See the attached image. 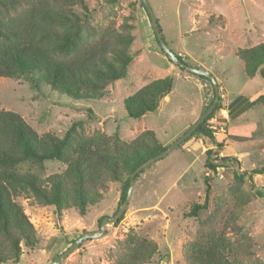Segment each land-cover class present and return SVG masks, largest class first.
I'll use <instances>...</instances> for the list:
<instances>
[{
	"label": "rangeland",
	"instance_id": "374dc122",
	"mask_svg": "<svg viewBox=\"0 0 264 264\" xmlns=\"http://www.w3.org/2000/svg\"><path fill=\"white\" fill-rule=\"evenodd\" d=\"M83 2L86 7L83 4L71 7L82 23L81 45L96 42L111 31L131 36L128 49L133 60L126 76L103 89L82 88L81 94H86L82 98L67 96L47 80L40 79L39 87H35L31 80L0 77L1 107L20 113L40 134L52 132L63 136L74 121L82 120L86 134L97 130L110 135L118 132L122 139L131 141L151 129L169 146L213 102L212 81L170 61L142 0ZM149 2L167 45L182 55L187 64L210 71L220 84L222 108L210 120L209 127L222 147L195 135L143 168L144 172L134 182L127 207L117 221L108 220L104 228L103 219L113 218L124 204L121 181L109 182L100 201L89 205L85 215L70 208L59 217L53 205L19 197L36 228L39 243L35 247L24 244L20 261L5 264L52 262L82 235L87 236L60 264H112L119 242L130 232L157 242L156 264H188L185 250L195 239L201 221L214 213L217 217L211 220L217 228L221 227L237 207L242 208L238 224L254 238L255 253L264 260V174L253 179L263 195L251 190L249 179L239 183L235 174L264 165V99L240 114L239 123L229 124L232 101L238 97L250 101L264 98L263 75H247L240 58L243 49L264 42V0ZM167 75L173 77V88L161 99L159 107L139 119L129 117L125 99L151 80ZM239 108L235 106V110ZM208 149L215 150L214 157H235L240 164L226 162L216 172H210L205 167ZM65 168L66 164L59 161H47L43 168L31 167L42 177ZM207 174L212 185L209 208L202 210L198 218L188 216L186 213L194 202L205 200Z\"/></svg>",
	"mask_w": 264,
	"mask_h": 264
},
{
	"label": "trees",
	"instance_id": "16d2710c",
	"mask_svg": "<svg viewBox=\"0 0 264 264\" xmlns=\"http://www.w3.org/2000/svg\"><path fill=\"white\" fill-rule=\"evenodd\" d=\"M75 4L86 7L83 0H0V77L24 78L33 81L35 87H39L40 79L47 80L52 87L74 98L85 97L80 92L82 88L103 89L110 82L123 79L133 60L128 49L131 36L123 31H111L96 42L81 45L82 23L71 10ZM176 55L186 62L182 55ZM240 58L247 75L260 73L264 77V42L243 49ZM172 88L173 77L169 75L141 86L124 101L128 116L139 119L155 111ZM262 99L263 96L254 101L238 97L232 101L229 124L239 123V115ZM235 106L240 108L235 110ZM221 108L219 101L190 137L200 135L222 147L209 127ZM167 147L151 129L126 141L118 132L110 135L97 130L86 134L82 120L74 121L63 136L52 132L40 134L20 113L0 105V264L18 263L24 244L35 247L39 243L36 228L19 197L53 205L59 217L70 208L85 215L89 205L100 201L109 182L121 181L122 203L133 171ZM214 152V149L206 152L205 167L210 172H216L226 162L240 164L235 157H214ZM47 161H59L66 168L46 177L31 169L35 165L43 168ZM25 165L27 170L23 169ZM143 172L144 169L136 174L135 180ZM235 174L239 183L249 179L251 190L263 195L253 179L264 174V165ZM210 181L207 174L204 202H194L186 215L198 218L202 210L209 208ZM241 210V207L233 209L218 228L212 221L217 217L214 213L201 221L195 239L186 247L187 263L264 264L255 253L254 238L238 224ZM158 250L157 242L148 236L130 232L119 242L112 264H152Z\"/></svg>",
	"mask_w": 264,
	"mask_h": 264
},
{
	"label": "water",
	"instance_id": "95a60500",
	"mask_svg": "<svg viewBox=\"0 0 264 264\" xmlns=\"http://www.w3.org/2000/svg\"><path fill=\"white\" fill-rule=\"evenodd\" d=\"M145 7L148 10L149 16L151 18L152 21V26L154 28L155 34L158 38V41L162 47V49L164 50V52L169 56V58L175 62L176 64H178L181 68H185L188 71L195 73V74H199L202 76H206L207 78H209L213 85H214V90H215V98L213 100V102L211 103V105L206 109V111L201 115V117L194 123L192 124V126H190V128L184 133L182 134L180 137H178L173 143H171L164 151H162L160 154L149 158L148 160H146L145 162H143L142 164H140L131 174L130 176V184L128 187V192H127V196L126 199L124 201L123 206L120 207V209L118 210L117 214L113 217H106L103 219L102 223H101V227L104 228L106 222H108V220L110 221H117V219L121 216L122 212L124 211V209L127 207L130 197H131V192L133 189V185L135 182V176L136 174H138L139 172H141V170L145 167H147L148 165L152 164L153 162L157 161L158 159L163 158L164 156H166L168 153H170L175 147H177L178 145H180L182 142H184L186 139H188L192 133L198 128V126L200 124H202L205 119L214 111L218 101H219V97H220V87H219V83L217 81V79L215 78V76L208 70L203 69V68H199V67H194L191 66L189 64H187L186 62L182 61L177 55L176 53L167 45V43L165 42L164 38H163V33L160 29V25L158 23V19L156 17V14L149 2V0H142ZM87 235H82L80 238H78L76 241H74V243L69 247V249L65 252H63L60 256L56 257V259L52 262H48V263H44V264H60L65 256L72 251L75 246H77L79 244V242H81L83 239L86 238Z\"/></svg>",
	"mask_w": 264,
	"mask_h": 264
}]
</instances>
